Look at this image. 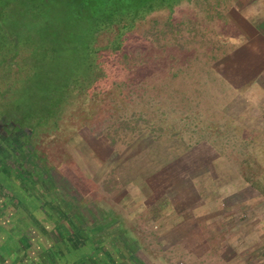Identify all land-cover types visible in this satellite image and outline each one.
<instances>
[{"label": "rangeland", "instance_id": "1", "mask_svg": "<svg viewBox=\"0 0 264 264\" xmlns=\"http://www.w3.org/2000/svg\"><path fill=\"white\" fill-rule=\"evenodd\" d=\"M229 1L178 0L170 10L154 9L122 32L116 49L110 46L115 28L102 30L96 36L101 74L93 73L92 79L75 87L57 114L35 132L24 126L30 117L25 109H29L28 104L33 108L37 104L31 99L35 95L32 90L26 105L20 107L19 117L3 119L22 142L14 144L10 155L0 158V204L1 199L10 197L17 205V198L25 201V210H33L36 196V204L46 207V192L59 207L61 197L78 199L86 193L98 200L102 193L113 195L114 189L120 196L125 191L128 194L124 189L128 184L135 183L141 197H153L165 187L162 185L182 175L189 179L194 173L200 176L202 192L215 189L208 184L224 181L227 174L233 173L236 179L238 172L254 187L264 188V159L255 152L259 149L257 139L225 137L223 128L221 134L210 132L217 124L214 117L221 112L214 103L231 97L224 82L208 72L210 46L218 53L222 42L217 35L227 32L224 8ZM39 25H32L33 31L39 33ZM63 25L67 28L59 43L45 45L50 52L47 74L36 72L35 76L48 78L51 85L81 57L73 48L83 42L80 34L84 24L64 21ZM240 100L232 102L236 103L234 109L242 106ZM251 113L248 117L255 120ZM37 118L38 123L44 121ZM218 146L236 153H216L213 147ZM214 173L221 178L210 179ZM241 184L237 180L239 187L245 186ZM107 203L111 205L105 202L103 208L111 209ZM157 221L152 218L145 232L156 231L152 225ZM6 235L0 226V264H25L19 258L21 244ZM51 235L54 240L68 238L57 232ZM150 235H154L152 240L145 233L139 235L140 242L157 241V235ZM179 236L172 234L169 240ZM182 238L179 241H184Z\"/></svg>", "mask_w": 264, "mask_h": 264}, {"label": "crops", "instance_id": "2", "mask_svg": "<svg viewBox=\"0 0 264 264\" xmlns=\"http://www.w3.org/2000/svg\"><path fill=\"white\" fill-rule=\"evenodd\" d=\"M224 13L227 32L217 35L218 53L210 46L208 72L224 82L231 97L214 103L221 112L210 132L221 134L223 128L225 137L257 139L255 152L264 159V0H230ZM238 99L242 106L234 109ZM225 148L213 147L219 154L236 153ZM228 168L233 171L232 164ZM235 175L208 184L215 189L205 192L194 173L162 185L153 197H141L135 183L120 196L114 189L98 200L86 193L61 197L59 207L45 192L47 206L36 204L35 196L33 210L24 209L25 201L16 198L15 205L3 198L0 226L21 244L18 255L25 264H264V188L254 187L240 172ZM105 202L111 209L103 208ZM152 218L158 220L152 225L156 231L147 233ZM56 232L67 241L52 239ZM144 233L149 240L150 233L157 235V241L140 242ZM172 234L180 236L169 240Z\"/></svg>", "mask_w": 264, "mask_h": 264}, {"label": "trees", "instance_id": "3", "mask_svg": "<svg viewBox=\"0 0 264 264\" xmlns=\"http://www.w3.org/2000/svg\"><path fill=\"white\" fill-rule=\"evenodd\" d=\"M177 1L0 0V120L5 116L17 119L22 113L20 107L26 105V96L34 90L31 99L37 104L34 108L28 104L29 109H33L31 112L25 109L30 117L24 126L35 132L47 125L69 94L77 90L75 87L92 79L93 73L101 74L97 69L101 56L96 36L102 30L115 28L110 46L116 49L119 36L136 19L157 8L170 10ZM64 21L84 24L80 34L83 42L73 48L81 57L71 62L69 73L67 69L57 84L51 85L48 78L36 79L35 76L36 72L47 74L50 52L46 46L59 43L57 40L67 28ZM32 25H39L42 30L33 31ZM21 29L28 30V34L22 35ZM37 116L44 121L38 123Z\"/></svg>", "mask_w": 264, "mask_h": 264}, {"label": "flooded vegetation", "instance_id": "4", "mask_svg": "<svg viewBox=\"0 0 264 264\" xmlns=\"http://www.w3.org/2000/svg\"><path fill=\"white\" fill-rule=\"evenodd\" d=\"M7 127V129H6ZM17 131L10 127L7 124H3V120H0V158L2 159L5 155H10L11 152H14V144L17 146L19 140V135H15ZM16 155H18L16 153ZM1 162V161H0Z\"/></svg>", "mask_w": 264, "mask_h": 264}]
</instances>
